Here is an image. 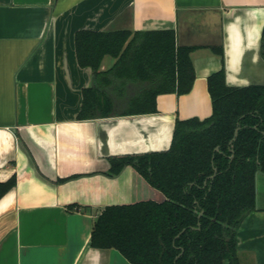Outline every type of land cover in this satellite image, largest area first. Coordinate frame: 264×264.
<instances>
[{
  "label": "crops",
  "instance_id": "crops-1",
  "mask_svg": "<svg viewBox=\"0 0 264 264\" xmlns=\"http://www.w3.org/2000/svg\"><path fill=\"white\" fill-rule=\"evenodd\" d=\"M263 25L264 0H0V181L15 177L0 198V264H134L90 245L93 222L106 205L165 196L130 164L110 175L109 157L165 149L177 119L208 117L207 77L223 64L228 85L264 84ZM80 29L173 30L191 47V89L157 95L154 113L78 119L92 81ZM236 241L239 264H264L260 171Z\"/></svg>",
  "mask_w": 264,
  "mask_h": 264
},
{
  "label": "trees",
  "instance_id": "trees-1",
  "mask_svg": "<svg viewBox=\"0 0 264 264\" xmlns=\"http://www.w3.org/2000/svg\"><path fill=\"white\" fill-rule=\"evenodd\" d=\"M74 46L92 71L78 119L154 113L157 95L187 93L195 78L191 47L177 46L171 29H80ZM106 55L114 61L101 69ZM207 88L211 114L177 119L168 150L109 157L110 175L130 164L165 199L106 205L91 246L116 248L134 264H239L236 231L255 209V177L264 173V84L228 85L223 64ZM14 185V176L0 181V198Z\"/></svg>",
  "mask_w": 264,
  "mask_h": 264
},
{
  "label": "water",
  "instance_id": "water-1",
  "mask_svg": "<svg viewBox=\"0 0 264 264\" xmlns=\"http://www.w3.org/2000/svg\"><path fill=\"white\" fill-rule=\"evenodd\" d=\"M174 129H175V126H174ZM174 129H173V132H172V136H171V139L169 141V145L165 148V149H160V150H150V151H147V152H153V151H162V150H168L171 146V143H172V138H173V134H174ZM238 129H239V126L236 127L235 131H234V135L232 137V139L230 140V144L232 146V143L233 141L235 140L236 138V135H237V132H238ZM264 133V132H263ZM215 149H218V147H216ZM231 158H232V155H231ZM216 174V168H214V173L211 175V178L213 179V177L215 176ZM202 214V212H199L198 214V217H200V215ZM198 226H199V223H198Z\"/></svg>",
  "mask_w": 264,
  "mask_h": 264
}]
</instances>
